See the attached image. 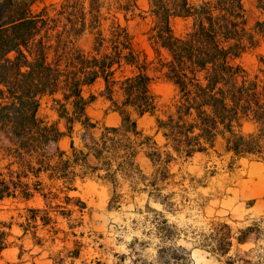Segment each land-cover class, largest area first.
<instances>
[{
    "label": "trees",
    "instance_id": "trees-1",
    "mask_svg": "<svg viewBox=\"0 0 264 264\" xmlns=\"http://www.w3.org/2000/svg\"><path fill=\"white\" fill-rule=\"evenodd\" d=\"M147 9L136 13L135 0H0V149L6 164L0 166V202H27L35 195L43 208L26 209L16 223L23 236L43 246L37 230L45 229L51 242L63 233L75 236L86 205L68 193L76 191L77 180L96 178L111 185L108 208L120 199L123 186L131 196L145 194L147 205L159 204L175 213L174 193H164L174 182L170 165L177 159L216 152L217 145L232 160L242 158L264 164V57L259 56L258 73L251 74L237 61L264 43V21L249 26L243 0H146ZM264 14V0H255ZM40 5V7L38 6ZM34 7H37L34 10ZM118 15L122 16L124 24ZM147 21L146 41L153 59L138 51L127 22ZM174 18L190 21L182 35L173 33ZM92 37L90 49L77 44ZM171 84L174 95L161 115L157 98L150 91L151 66ZM100 84L99 96L118 114L116 127H101L87 115L93 95L84 90ZM51 98L61 131L55 123L37 116L40 102ZM155 116L154 134H144L137 119ZM244 124L252 126L243 132ZM79 126L81 144L74 145V127ZM161 138L159 144L155 137ZM69 139L68 150L60 148ZM142 153L150 162L145 173L137 163ZM219 155V154H218ZM47 181V184L44 182ZM190 182L201 184L200 180ZM57 185V186H56ZM147 209H149L147 207ZM154 213L159 264H180L186 251L176 246L175 225L160 212ZM68 222L69 232L54 228L56 218ZM263 217L251 226L232 231L222 223H210L195 235L197 248L221 264H264V253L239 246L257 245L264 236ZM12 223L0 222V252L9 244ZM75 249L63 248L52 264H75ZM235 251L232 253V248ZM95 264H99L96 262Z\"/></svg>",
    "mask_w": 264,
    "mask_h": 264
},
{
    "label": "rangeland",
    "instance_id": "rangeland-1",
    "mask_svg": "<svg viewBox=\"0 0 264 264\" xmlns=\"http://www.w3.org/2000/svg\"><path fill=\"white\" fill-rule=\"evenodd\" d=\"M49 3L52 0H43ZM137 5L136 13L147 9L146 0H135ZM246 11L247 23L253 26L256 21H264V14L256 9L255 0H243ZM40 7V5H38ZM37 7H34L36 10ZM120 22L124 24L121 15H118ZM147 21H140L138 18L128 21L127 27L133 36L136 49L153 59L152 51L146 41ZM174 34L182 35L190 27V21L181 18H174L170 22ZM92 37L89 34L78 39L77 44L85 51L90 49ZM259 56L264 57V43L250 53L244 54L237 62L251 74L258 73ZM149 70L153 78L150 84V91L157 98V112L161 115L166 106L170 104L174 95V88L171 84L160 78L159 74ZM261 79L264 77L259 74ZM101 85L96 84L92 88L84 90V97L94 96V100L87 107L88 117L96 124L92 131L98 135L101 127H116L120 123L118 114L110 109V104L103 97L99 96ZM37 116L47 123H55L61 131H64V124L58 120L53 108L51 98L44 97L37 112ZM155 116L145 115L137 119V125L146 135L154 134ZM252 126L244 124L243 132H250ZM82 131L77 125L72 135L74 145L81 144L80 134ZM160 144L161 138L155 137ZM5 140L0 134V149L4 147ZM60 148L68 150L69 139L64 138ZM216 152L208 155H195L183 160L177 159L170 165L172 173L176 174L174 182L180 184L169 186L164 193H174L173 202L176 204L175 213H170L157 204L150 202L147 205L145 194H134L128 191L126 186L117 189L116 193L120 199L114 208H108L111 198V185L96 178H87L83 182L76 181V191L68 193L70 197L80 199L86 205L83 215L78 213L72 215L73 219L80 218V226L75 228V236H67L62 241L63 233H58L54 242L45 229L37 230V237L43 239V246L34 245V239L27 234L23 236L21 229L16 223L22 220L19 218L26 209L43 208L44 204L39 195H35L27 202L18 199H6L0 202V222L12 223L10 229L3 228L9 233L6 242L9 244L0 252V264H52V257L58 251L66 248L75 249V242L79 245L80 256L75 264H159L157 261V247L162 246L155 236L152 223L154 215L150 210L160 212L168 224L175 225V245L185 249L186 255L180 264H221L208 252L197 248L195 235L205 232L210 223H226L232 231L243 229L258 222L262 217L264 220V164L255 160L242 158L232 160L229 155L223 154L217 145ZM219 154V155H218ZM0 151V166L6 164L2 159ZM137 163L145 172L151 171L150 162L140 153ZM200 180L201 184L190 182V179ZM47 184V181H44ZM57 186V185H56ZM147 207L149 209H147ZM55 229L62 232H69L67 220L57 217ZM264 230V224H261ZM240 251L249 249L258 250L264 253V236L262 240L254 245L251 241L239 246ZM235 247L232 248V253Z\"/></svg>",
    "mask_w": 264,
    "mask_h": 264
}]
</instances>
